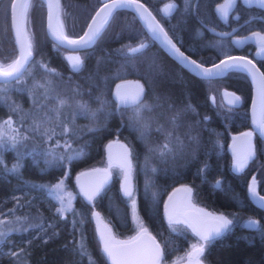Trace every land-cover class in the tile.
<instances>
[{
	"label": "trees",
	"instance_id": "1",
	"mask_svg": "<svg viewBox=\"0 0 264 264\" xmlns=\"http://www.w3.org/2000/svg\"><path fill=\"white\" fill-rule=\"evenodd\" d=\"M142 1L155 14L160 12L158 8L161 4L170 0ZM220 1L171 0L176 4V10L161 21L178 46L202 63H211L231 53L247 54L232 47L228 38H218L202 31L200 24L215 26L217 23L215 5ZM32 2L33 7L29 9L26 19L27 29L35 42L33 64L35 61L43 60L60 75L46 76L43 70L30 65L32 75L25 74L19 84L12 82L11 87L7 86L8 93L18 91L23 99L30 92L39 96L45 92H42L44 87L40 85L48 86L45 81L51 80L54 87L48 93V108L55 103L53 97L56 94L68 100V105L61 109L59 115L54 110L41 109L39 117H46L40 131L42 134L48 129L59 135L60 123L70 122L73 116L75 117V136L61 135L55 142L53 135L49 142L53 148V152L50 153L56 155H60V149L64 148L65 138L71 140L73 149H84L85 155L68 165V180L72 187L75 186L72 179L76 172L106 162L104 146L107 141L117 136L128 144L134 164L142 163L147 153L153 155L149 164L147 165L145 161L138 170L141 173L144 171L145 175L152 174L153 171L150 170L152 167L158 171L155 172L156 177L152 176L155 177V181H148L150 186L156 188V194L154 200H151L147 191L144 193L143 188L139 190L135 185L133 199L136 206L132 217L130 200L123 198L119 193L120 170L114 167L112 181L102 195L90 204L78 193L73 205L78 215L66 213L65 217L61 218L52 198L48 197L44 190L33 189L31 185L53 184L64 173L65 166L56 161L47 163L53 160V156L48 153L42 156L36 152L0 146V160L3 161V164H0V217L14 218L16 225L19 226L18 231L9 232L6 243H0V264H89L88 258L81 257L77 247L82 238L91 253L93 264H109L95 235L91 217L93 209H97L111 223L115 232L122 236L134 231L133 221L138 217L161 241L166 257H169L171 248H174L173 251L176 253H181L194 238L185 228L166 224L160 208L165 193L171 185L180 180L179 177L193 185L194 197L198 202L208 207L231 209L229 216L234 218L230 230L207 246L204 253L205 261L209 264H264V234L257 230L245 232L239 223L242 218L241 211L234 208L240 204L250 203L246 197L243 177L238 176L239 172L232 170L230 154L226 148L229 132L249 126L248 77L242 72H230L221 78H198L181 68L154 42H151L145 57L138 58L135 63H125V58L119 51L122 46L135 43L141 37L147 38L135 16L126 10H118L115 22L101 38L92 47L80 52L83 66L78 72H74L63 58L64 49L55 48L54 42L46 36L42 0ZM60 2L66 32L77 35L81 33L101 0ZM8 5L9 0H0V53H2L0 58L6 57L5 62L16 54L10 31ZM126 24L130 25V29L125 28ZM211 40L217 42L211 43ZM151 57L157 59L163 71L146 80L144 78L148 63L146 58ZM260 68L264 72V67ZM124 79L141 80L145 86L143 99L148 103H153L155 96L161 97V107L151 113H144L145 118L150 121V129L144 138H141L140 130L132 119L133 106H121L119 110L116 108L113 87ZM223 88L239 94L241 97L239 106H228L221 98L214 105L210 102L208 94L212 90L219 91ZM76 89L79 95L74 94ZM76 101L86 103L88 108L96 111L95 117L81 114L76 108ZM101 101L105 103L102 105ZM169 103L173 105L171 110L168 108ZM189 103L195 111L184 113L182 119L178 121V126L173 127L169 124L168 118L173 115V111ZM204 117L208 119L205 120ZM161 125L164 126L165 132H171L170 137H166L165 132L157 130ZM89 128L95 130L90 132ZM42 134L36 136L38 142L42 139ZM146 142L156 148L167 144L168 151L163 155L159 151H155L156 154L149 149L144 151L147 149ZM260 143L263 154L261 158H257L264 172V141L261 140ZM42 145L44 144L40 146ZM18 153L23 155L18 157ZM138 155L141 156L139 162L136 159ZM18 162L22 165L19 171H10ZM208 173L212 175L209 177ZM230 173L236 174V177ZM216 181H220L217 191L213 185ZM254 211L260 215V224L264 225V212ZM17 217L27 219L17 221ZM74 220L77 221L75 224ZM80 220H83V223H80ZM121 225L129 228H121ZM20 249L24 252L18 257L8 255L10 251L19 252Z\"/></svg>",
	"mask_w": 264,
	"mask_h": 264
},
{
	"label": "snow or ice",
	"instance_id": "2",
	"mask_svg": "<svg viewBox=\"0 0 264 264\" xmlns=\"http://www.w3.org/2000/svg\"><path fill=\"white\" fill-rule=\"evenodd\" d=\"M48 7V16H47V28L48 35L54 40V47L59 49L61 47H70L73 51L84 50L92 47L101 36L109 29L112 23L115 22L116 13L118 10H132L135 13L134 18H138L142 21L143 27L147 30V38L141 37L137 44L133 45L131 43L123 45L122 49L119 50L125 58V63H135L138 58L145 57L147 50L151 46V42H159L173 57H175L178 62L191 70L194 74L200 76L201 78H215L226 76L230 72H246L252 76L253 80L259 81V91L260 99L262 105V111L259 119H254L253 123L256 125V129L259 131L261 136H264V73H261L258 68H256L253 60L248 59L247 56H232L225 55L224 59H221L219 63H213L211 67H205L203 63H199L196 60L192 59L191 56L185 55V52L180 50V47L177 46V43L173 41L172 36L169 35V32L165 30L163 24L160 20L156 19V16L152 14V11L149 10L147 5L142 2V0H103L102 6L96 10L95 15L91 17V22L87 24V30L84 31V34L78 38H71L65 33L64 24L61 19V4L60 0H45ZM244 6L251 9L253 5L257 9L264 10V0H241ZM237 4V0H225V3L222 5H217V10L221 11L223 18H227L228 9L234 8ZM33 7L32 0H9L8 11L11 15L12 28L15 33V43L18 47V54L14 59H11L10 62H5L6 57L0 58V101L7 103L10 110V115L7 119L0 121V146L4 143H10L13 148L17 144L22 143L24 140H27L29 137L20 132V129L13 127L12 114L19 113V120L23 122L29 118L32 119L33 131H39L40 127L43 124V121L40 120L36 113L41 109H48L49 111H55L57 115L60 114L61 109L68 105V100L60 97L59 94L53 97L55 103L52 104L51 108H48L50 85L51 80H46L44 85L45 92L36 96L34 93L30 92V95L33 96V109L25 113L20 105L15 104L14 102L9 103L10 97L7 95L9 88L7 87L12 82L16 84L21 83L25 74L29 76L32 75L30 70V65L38 67L43 70V73L46 76H57L59 73L56 69L49 67V65L41 61H35L33 64V51L35 48V42L30 33L26 30L25 22L26 17L29 12V9ZM176 8L174 2L167 3L164 6L162 11V19L166 18L170 12ZM19 10V11H18ZM237 19L239 16L237 15ZM125 28L130 29V25H125ZM210 31H215L214 28H210ZM175 33H173L174 35ZM221 36H227L229 33H220ZM252 39L259 38V51L256 53L257 56H261V53H264V35L261 33L253 32L251 34ZM249 39L245 37L244 40ZM244 41L236 40L234 43L237 46H240ZM2 56V53H0ZM68 60L71 61V67L74 72H78L83 66V61L80 56L68 57ZM148 60L147 68L145 72V79L148 77L162 73L163 69L161 65L157 62L155 57L146 58ZM264 59V57H262ZM138 86V91L135 95H128L120 91L121 85H117L116 92V108L119 110L121 106H133V121L135 126L140 130L141 138H144L147 131L150 129V121L145 118L144 113L153 112L156 108L161 107V97L155 96L153 98V103H148L143 99L145 92L144 86L140 85L139 82H136ZM75 95H79L78 89L74 90ZM231 96V99L228 100V104L238 103L240 97L235 93L228 94ZM100 99V97H97ZM215 102V97H212ZM102 105L105 103L101 101ZM76 108L80 110L81 114H88L93 118L96 115V111L88 108L86 103H81L79 101L75 102ZM168 108L173 109L171 103L168 104ZM192 111L194 112V107L189 103L183 108L175 109L173 115L168 118L169 124L173 127L178 126V121L182 119L184 113ZM74 119L73 116L70 122H61V133L60 135L67 137L68 135L75 136L74 129ZM205 120L208 117H204ZM11 130V133L9 132ZM95 129L89 128L88 131H94ZM158 131L165 132L164 126L161 125ZM49 131L46 129L43 134H47ZM54 135V131L52 132ZM166 137H170L171 132H165ZM246 138V143L244 148L236 154L234 160V167L236 171H242L249 160L253 159L255 156V150L251 143V137L253 132H245L242 134ZM51 139V136H48ZM178 139V138H177ZM65 152L61 155H56L48 153L53 156V160L47 161L51 164L53 161L59 162L61 166L70 165L74 160L81 158L84 153L83 148L73 149L71 140L65 138L63 145ZM124 149L123 156L118 160V162L113 165L110 163L109 167L105 169H92L91 173H81V176L91 175L92 173L100 174L96 179L92 180L87 184H80V194L86 201H94L98 196L102 195L106 190V185L108 184L109 178L111 176L110 169L115 166L121 170L124 176V182L122 183V193L123 195L131 200V205L133 210H135V200L133 199V190L129 184V174L131 171V164L129 157L131 155L130 150L126 145H122ZM150 152L159 151L163 155L168 151V145L164 144L159 146L156 149H149ZM18 157L22 154L18 153ZM0 164H3V161L0 160ZM22 165L18 162L13 165L10 171L18 172L19 168ZM43 171V170H42ZM155 171V169H153ZM203 171V170H201ZM68 176V173H65V177ZM80 177H77L79 180ZM220 185V181H216V186ZM33 189L44 190L48 197H51L54 202L59 203L56 211L61 216L65 217V213H73V215H78L75 209L73 208V200L76 198L75 194L68 191L65 185L64 179L62 178L55 184L51 185H31ZM185 192L191 193L190 188H184ZM248 191L250 197L253 198L254 202L262 209H264V196H261L257 193L256 180L253 177L252 182L248 186ZM167 207V206H166ZM202 211V210H201ZM98 216V213H95ZM206 219L198 221L200 225V230L197 232L200 243L198 246L194 245L190 253H188L189 264H200L199 257L205 252L206 246H209L216 238L222 236L227 231L230 230L231 226L234 224V218L230 219L229 216L224 214L214 215L211 213L203 214ZM27 219L26 217L21 218L17 217L16 220ZM77 221H73L75 224ZM83 223V220L79 221ZM10 222L5 219H0V243H6L9 231H18L19 229H10L7 228V225ZM169 223H180L178 220L173 219V214H169ZM187 223V221H185ZM193 227V230H196L195 225H190ZM242 227L260 231L264 234V225H261L260 222L253 218H248L241 225ZM33 227V225H29ZM35 227H41L40 225H35ZM27 231V229H25ZM147 234V229L143 228L141 225V234L138 237L133 238L131 241H114L113 237L110 234V230L107 225H105V231L101 232L102 240V253L111 261V264H160V259L162 258V250L160 249L159 244L155 242V238L149 237L150 243L144 244L140 242L141 236ZM79 254L81 257H86L89 260V264H93V259L91 253L88 251L86 244L81 241L77 244ZM24 250L20 249L19 252L10 251L8 253L11 257H18L20 253H23Z\"/></svg>",
	"mask_w": 264,
	"mask_h": 264
},
{
	"label": "water",
	"instance_id": "3",
	"mask_svg": "<svg viewBox=\"0 0 264 264\" xmlns=\"http://www.w3.org/2000/svg\"><path fill=\"white\" fill-rule=\"evenodd\" d=\"M21 2H23V0H21ZM43 4H44V9H45V13H44V30H45V33H46V36L48 37V39L52 42H54V40L52 39V37L50 35H48V28H47V16H48V7H47V4L45 2V0H42ZM102 2L103 0H101V2L96 6V8L94 9V11L92 12V14L90 15L89 19L87 20L83 30L81 31V33L77 34V35H70L66 32L65 30V27H64V30H65V33L67 35H69L71 38H78L79 36L83 35L84 34V31L87 30V24L89 22H91V17L95 15V12L96 10H98L101 6H102ZM143 2V1H142ZM144 3V2H143ZM169 3V2H167ZM163 4L160 8V10H163L164 9V6L167 4ZM61 4V2H60ZM146 4V3H145ZM148 7V6H147ZM149 8V7H148ZM124 10V9H122ZM150 11H152L150 8H149ZM175 9H173L171 13L174 12ZM19 11V10H18ZM126 11H129L131 12L134 16H135V13L132 11V10H126ZM162 13V11H160ZM152 14L154 16H156L154 14V12L152 11ZM169 14V15H170ZM27 18V17H26ZM62 19V17H61ZM137 21L139 22V24L141 25L143 31L147 34V30L143 27V24H142V21H140L138 18H136ZM156 19L159 20L156 16ZM9 24H10V31H11V35H12V38H13V42H14V46H15V50H16V54L15 56L18 54V47L15 43V33H14V29L12 28V20H11V15L9 13ZM162 24V23H161ZM25 27H26V30L28 31L27 29V19H26V22H25ZM166 30V29H165ZM29 32V31H28ZM174 41V40H173ZM168 57H170L172 60H174L178 65L181 66V68H183L185 71H187L188 73L198 77V78H201L200 76L194 74L191 70H189L188 68L182 66L178 60L173 57L159 42H155L153 41ZM175 42V41H174ZM55 43V42H54ZM178 46V44H177ZM179 47V46H178ZM65 50V52L63 53V58L66 62V64L68 65V67L72 70V67H71V61L68 60L67 58L68 57H73V56H80L81 59H82V55H81V51L82 50H79V51H73L70 47H61ZM86 50V49H84ZM180 50L182 52H185L184 50H182L180 48ZM185 55H189L191 56L190 54H188L187 52H185ZM227 55H232V56H247L248 59L250 60H253L254 63H255V66L256 68L259 69V71L261 73H263L262 69L260 68V66L257 64V62L250 56L248 55H245V54H241V53H231V54H227ZM15 56L12 58L14 59ZM192 59L196 60L197 62L199 63H202L200 61H198L197 59H195L193 56H191ZM225 58V55L219 57L217 60L211 62V63H203L205 65V67H211V65L213 63H219V61L221 59H224ZM83 61V59H82ZM10 62V60L8 61ZM244 73L247 77H248V80H249V84H250V96H249V100H248V119H249V127L246 128V129H243V130H240V131H236V132H232L230 133V137H229V141L227 143V151L228 153L230 154L231 156V159H232V164H231V167H232V170L233 171H236L235 167H234V160L236 158V154L241 151L244 146H245V143H246V138L242 136L243 133L245 132H253V136L251 137V143L253 145L254 143V137L255 135L257 137H259L262 141H264V136H261L259 131L256 129V125L253 123L254 119H259L260 118V115H261V111H262V105H261V99H260V91H259V81L258 80H253L252 76L249 75L248 73L246 72H242ZM215 78H221V77H215ZM215 78H210V79H215ZM202 79H209V78H202ZM136 82H139L140 85H142V83L138 80V79H124V80H121V81H118L114 87H113V95H114V98L116 99V92H117V85H121V89L120 91L123 92V93H127L128 95H135L136 92L138 91V86H137V83ZM231 93H235L237 96H239V94L231 89H226V88H223L221 90V97H222V101L228 105V106H231V107H237L240 105L241 103V97H240V100L238 103H235V104H228V100L231 99V96L228 95V94H231ZM212 97H215V94L213 93H210L209 94V98H210V101L212 103H214ZM122 145H126L128 147V149L130 150L128 144L118 138L117 136L114 137L113 139L109 140L106 142L105 146H104V151H105V158H106V164L104 166H100V165H96V166H91V167H88V168H85V169H82L78 172H76L73 176V182L75 184V187L77 188L78 190V193L81 197H83L81 194H80V184H87L89 182H91L92 180L96 179L100 174L98 173H92L91 175H86V176H81L80 174L81 173H91V170L92 169H105V168H108L109 167V163H110V158H111V163L113 165H115L118 160L123 156L124 154V149L122 148ZM129 160H130V164H131V157H129ZM249 162V161H248ZM132 166V165H131ZM115 167V166H113ZM113 167L110 169L111 171V176L109 178V181H108V184L112 181V178H113ZM117 168V167H115ZM120 170V169H119ZM121 172V170H120ZM236 172H239V171H236ZM77 177H80L79 180L77 179ZM253 177H255L254 175H252L248 181V184H247V196L249 198V200L255 205L257 206L258 208H260L253 200V198L250 197V194H249V191H248V186L249 184L252 182V179ZM256 180V178H255ZM124 182V176H123V173L121 172V176H120V181H119V192L121 194V196L123 198H126L123 193H122V183ZM107 184V185H108ZM129 184L133 190V185H132V176H131V171H130V174H129ZM256 187H257V181H256ZM184 188H188L186 185L184 184H180V185H177L175 187H173L169 193L166 195L165 199H164V202H163V215L165 217V219L167 221H169V214L172 213L173 214V219L176 220L178 218H181L183 219L184 221H187V225L188 227L198 236L197 232L200 230V225L198 223V221L200 220H203V219H206V217L203 215L204 213H207L205 212L203 209L201 208H189V207H185V201H186V197H188V193L185 192L183 189ZM257 193L261 196H264V194H261L259 193L258 191V187H257ZM89 202V201H88ZM93 201L89 202L90 204H92ZM167 206V207H166ZM262 209V208H260ZM202 210V211H201ZM264 210V209H262ZM95 213H98L99 215L96 216ZM91 217H92V222H93V225H94V231H95V235H96V238L99 242V245H100V249H102V240H101V232L105 231V225H107L108 229L110 230V234L111 236L113 237L114 241H131L133 238L135 237H138L140 236L141 234V230L137 233H135V235L131 236L129 239H126V240H120V239H117L109 224L103 219V217L101 216L100 212L97 210V209H93L92 210V213H91ZM255 219V218H253ZM247 220V219H246ZM257 220V219H256ZM190 225H195L196 226V230L194 231L193 230V227H191ZM245 229H248V228H245ZM149 237H153L155 238V242L157 244H159L160 246V249L162 250L161 248V245L160 243L158 242V240L156 239V237L150 232L147 230V234L141 236V239H140V242L144 243V244H149L150 243V240H149ZM199 237V236H198ZM192 251V250H191ZM104 255V254H103ZM105 256V255H104ZM106 260L108 261L109 264H111V261L105 256Z\"/></svg>",
	"mask_w": 264,
	"mask_h": 264
},
{
	"label": "flooded vegetation",
	"instance_id": "4",
	"mask_svg": "<svg viewBox=\"0 0 264 264\" xmlns=\"http://www.w3.org/2000/svg\"><path fill=\"white\" fill-rule=\"evenodd\" d=\"M225 0H221L220 2H218L216 5H215V10H216V20H217V23L215 24V26H206L204 24H200V27L202 28V31L207 34V35H211V36H216L218 38H228L230 40V38H232L233 36L234 37H238V36H243L244 38L245 37H248L249 39L247 40H244V38L242 39V41H244L240 46H237L234 41H231L230 40V43L232 44L233 47H235L237 50L239 51H243L247 54L245 55H248L250 57H252L258 65H260L261 67L263 66L264 67V59H262V57H264V53H261V56H257L256 53L260 50L259 48L256 49V46L259 45V38H256V39H252L251 38V34L253 32H257V33H261L262 35H264V10H260V9H257V7L255 5H253L251 7V9L247 8V6H244L241 2V0H237V4L235 5L234 8H229L228 9V16L227 18H223L222 16V13L221 11H218L217 10V5H221L222 2H224ZM176 5V4H175ZM161 8V7H160ZM176 10V8H175ZM174 10V11H175ZM160 13V14H159ZM159 13H155V15L157 16V18L161 21H163L162 19V13L159 12ZM174 13V12H173ZM173 13H171L170 15L168 16H171ZM237 15L239 16V19H237ZM167 16V17H168ZM210 28H214L215 31H210L209 29ZM220 33H229V35L227 36H221L219 35ZM237 40H241V39H237ZM240 47V48H238ZM65 52V50H63L62 52V55L63 53ZM264 73V72H263ZM139 80V79H138ZM142 85L144 86V83L139 80ZM144 89H145V86H144ZM210 94V93H209ZM209 94H208V97H209ZM210 100V98H209ZM216 97H215V102L211 103L214 105L216 104ZM223 102V101H222ZM224 103V102H223ZM249 126L245 127V128H242V129H239V130H236V131H240V130H243V129H246L248 128ZM236 131H231V132H236ZM228 134V140H227V143L229 141V137H230V133ZM260 141L261 142V139L259 137H257L255 135L254 137V143H253V147H254V150H255V156L253 159L249 160V162L247 163L246 167L242 170V171H239V174L238 176H241L243 177V181L245 182V193H246V197L248 199V203H245V204H240V205H237L235 206L234 208H237L241 211L240 214H242V217L243 219H241V221L239 222L240 223V226L243 224V222L248 219V218H255L257 219L259 222H260V215L258 213H256L254 210H260V211H263L262 209L258 208L257 206H255L248 198L247 196V184H248V181L250 179V177L252 175L255 176L256 178V181H257V187H258V191L259 193L261 194H264V172H262V166L261 164L259 163V160L257 157L261 158V155L263 154L262 150H261V143L258 142ZM258 144H259V149H258ZM226 148H227V144H226ZM264 151V150H263ZM228 152V151H227ZM138 158L137 159V162L140 161L141 159V156H137ZM132 161V160H131ZM132 163V162H131ZM232 164V159H231V156H230V166ZM231 168V167H230ZM131 171H132V166H131ZM236 172V171H235ZM212 173V172H211ZM234 175V177H236V174H233V173H230V175ZM212 174L208 173L207 176H211ZM131 176H132V173H131ZM179 181H177L176 183H174L173 185H171V187L168 189V191L165 193L164 197H163V200H162V203H161V215H162V218L163 220L165 221L166 224L168 225H175V226H181L183 228H185L187 231L190 232V234L193 236L194 240L191 244H189V246L181 253H176V251H173L174 248H171L170 250V254H169V257H166V252L164 250V247H163V244L161 243V241L157 238V236L155 235V233L152 231V229L146 225V228L148 231H150L155 237L156 239L158 240V242L160 243L161 245V248H162V258L160 259V262L161 261H165V259H167L166 261H171L173 259H177L179 257H182L184 258L185 262L183 264H189V260L187 258L188 256V253L191 252V250L193 249V246L196 245L198 246L199 243H200V239L199 237L188 227V225L185 223V221L181 218H178L176 220L180 221V223H173V224H170L169 221H167L163 215V202H164V199L166 197V195L169 193V191L177 186V185H180V184H184L186 185L188 188L191 189V193H190V196L193 198L194 200V203L196 205H192V206H189L187 204V197H186V201H185V207H189V208H202L205 212L207 213H211V214H216V212H225V214H227V216H229V213H231V209H225V208H220V207H208L206 205H204L203 203L201 202H198L195 197H194V194H195V189L193 187V185H191L188 181H186L185 179H183L182 177H179ZM110 184V183H109ZM132 185H133V192H134V182H133V178H132ZM214 185V189L217 191V187L216 186V182L213 184ZM107 186V185H106ZM120 193V192H119ZM121 195V194H120ZM188 197H189V193H188ZM255 208V209H254ZM257 208V209H256ZM227 212V213H226ZM102 216V215H101ZM103 217V216H102ZM231 218V217H229ZM103 219L109 224L111 225V223L103 217ZM232 219V218H231ZM112 226V225H111ZM126 228L128 226H121V228ZM242 227V226H241ZM113 229V227H112ZM242 229L245 231V232H253L255 230L253 229H245V227H242ZM135 231H133L132 233L126 235V236H122V235H119L118 234H115L114 236L117 238V239H120V240H126V239H129L131 236L135 235ZM139 232V231H138ZM207 248V246H206ZM206 248H205V251H206ZM205 253V252H204ZM204 253L203 255H201L199 257V260H200V264H209L207 261H204ZM204 261V262H203Z\"/></svg>",
	"mask_w": 264,
	"mask_h": 264
},
{
	"label": "rangeland",
	"instance_id": "5",
	"mask_svg": "<svg viewBox=\"0 0 264 264\" xmlns=\"http://www.w3.org/2000/svg\"><path fill=\"white\" fill-rule=\"evenodd\" d=\"M167 2H170V1H166V2H164L163 4H165V3H167ZM225 3V1L224 2H222L221 3V5L222 4H224ZM163 4H161V5H163ZM160 5V6H161ZM160 6H159V8H160ZM159 8H158V10H159ZM159 12V11H158ZM160 14V13H159ZM243 39L244 37L243 36H236V37H232V38H230V40L231 41H236L237 39ZM229 40V41H230ZM211 43L212 42H217V41H215V40H211L210 41ZM138 43V41L137 42H135V43H132L133 45H135V44H137ZM219 47V46H218ZM233 47V46H232ZM238 48H240V47H238ZM259 48V45H257L256 46V49H258ZM12 85H10V87H11ZM45 87H49V86H45ZM45 87L42 89V92L43 91H45ZM53 87H54V85H51L50 86V89L52 90L53 89ZM10 93V92H9ZM7 93V95L10 97V101H9V103H11V102H14L15 104H18V105H20L21 106V108L24 110V112L25 113H27V112H29V110H32L33 109V96L32 95H27L26 96V98H22L19 94H18V91H15L14 93ZM210 93H213V94H215V97H216V100L218 101L220 98H221V100H222V97H221V89L219 90V91H215V90H212V92H210ZM219 93V94H218ZM35 94V93H34ZM36 96H38L37 94H35ZM133 109V108H132ZM8 112H10V110H9V108H8V105H7V103H5V102H2V101H0V116H2V117H0V121H3V120H5V119H7L8 118V116L10 115V114H7ZM4 114H7V115H4ZM39 112H37L36 113V116L40 119V120H42L43 122H45L46 121V117H42V116H40L39 117ZM19 113H16V114H12V120H13V127L14 128H18V129H20V132L22 133V134H25V135H27L29 138L27 139V140H24L22 143H20V144H17L16 145V147H15V149H17L18 151H21V150H23V151H29V152H36V154H41L42 156H44L45 154H47V153H50V152H53V148L52 147H50V145H49V142H50V140L52 139H49L48 138V136L50 135L51 137H53V134H52V132H53V130L52 131H49L47 134H42L40 131H41V129L43 128V125L44 124H42V126L40 127V129H39V131H33V128H32V124H33V121H32V119L31 118H29V119H27V120H24L23 122H21L20 120H19ZM45 116V115H44ZM9 132L11 133V130H9ZM55 133V132H54ZM43 135L42 136V139L39 141V142H41V143H39L38 141H37V139H36V136H40V135ZM54 140H55V142L61 137V135H59L58 133H55L54 134ZM41 144H44V145H42V146H40ZM54 145H56V143L54 144ZM146 145H147V149H144V151H147L148 149H152V145L150 144V143H147L146 142ZM6 146H8V147H12L11 146V144L10 143H4L1 147H6ZM40 146V147H39ZM13 148V147H12ZM153 149H156V147H153ZM64 152H65V149L64 148H62V149H60V152H59V154L61 155V154H64ZM154 153V152H153ZM21 154V153H20ZM148 155H145V157H144V159H143V162L142 163H133L132 161V163H131V165H132V171H131V173H132V178H133V182H134V186L136 185V186H138V189L139 190H142V188H143V192L145 193L146 191H147V194H148V196H150L151 198V200H154V198H155V192H156V188H154V187H152V186H150L149 185V183H148V181H151V180H153V181H155V177H156V174H155V172L157 171L154 167H152L150 170L151 171H153V169H155V171H153L152 172V174H150L149 173V175H145V173H144V171H143V173H141L139 170H138V168L140 167H142V164H145V161H146V164L148 165L149 164V160L152 158V154L151 153H147ZM155 154H156V152H155ZM22 155H23V153H22ZM42 159H40V161H41ZM106 164V162H103V163H101V164H99L100 166H104ZM144 166V165H143ZM113 169H114V167H113ZM116 169V168H115ZM146 169V168H145ZM143 170V169H142ZM148 171V170H147ZM68 173V176L67 177H65V173ZM158 172V171H157ZM156 172V173H157ZM119 173H121V172H119ZM145 175V176H144ZM153 175H155V177H152ZM68 177H69V168H68V165L67 166H65V168H64V173L59 177V179H57V181H55L53 184H55V183H57L59 180H61L62 178L64 179V182H65V185H66V187H67V190L68 191H70V192H72V193H74L75 194V197H76V195L78 194V190L75 188V186L74 187H72L70 184H69V180H68ZM136 179H138V180H136ZM73 180V179H72ZM74 202H75V199L73 200V205H74ZM56 203V209H57V207H59V203L58 202H55ZM129 203H130V205H131V200L129 201ZM128 203V204H129ZM187 204L189 205V206H192V205H196L195 203H194V200H193V198L189 195V197H187ZM132 206V205H131ZM202 209V208H201ZM132 211H133V214H132V217H134V213H135V210H133V208H132ZM227 213V212H226ZM66 214V213H65ZM219 214H224V215H227V214H225V212H216V214L215 215H219ZM230 217V216H229ZM7 219L10 223L7 225V228H10V229H17V227H19L18 225H16V221H15V219L14 218H10V217H7V216H4V217H0V219ZM231 219V218H230ZM241 219H243V217L241 218ZM133 225H134V231L136 230V232L135 233H137L138 231H140L141 230V225L143 226V228H146V224H144L143 222H141L140 220H139V218L137 217H135L134 218V221H133ZM110 226V228H111V230H112V232H113V234L115 235V234H117L116 232H115V230H114V228L112 229V227L113 226H111V225H109ZM121 226H125V225H121ZM0 227H5V226H0ZM126 228H129V226L128 227H126ZM10 232V231H9ZM118 236H119V234H118ZM120 237V236H119ZM205 261V260H204ZM203 261V262H204ZM185 262V260H184V258H182V257H179V258H177V259H173V260H169V261H161L160 262V264H183Z\"/></svg>",
	"mask_w": 264,
	"mask_h": 264
}]
</instances>
